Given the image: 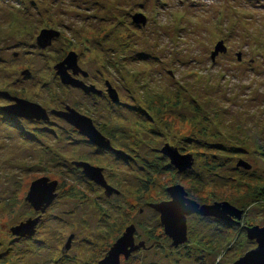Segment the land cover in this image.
I'll return each mask as SVG.
<instances>
[{
  "label": "rangeland",
  "instance_id": "obj_1",
  "mask_svg": "<svg viewBox=\"0 0 264 264\" xmlns=\"http://www.w3.org/2000/svg\"><path fill=\"white\" fill-rule=\"evenodd\" d=\"M43 32L59 36L42 48ZM73 59L68 73L92 91L62 83L57 68ZM14 99L47 119L8 114ZM70 109L112 150L54 114ZM168 148L192 167L180 172ZM42 179L57 198L37 212L27 197ZM177 182L241 222L190 216L175 248L152 205ZM263 189L264 0H0V264H99L131 227L144 247L121 264H235L258 248L247 229L264 228ZM38 218L35 236L13 235Z\"/></svg>",
  "mask_w": 264,
  "mask_h": 264
},
{
  "label": "water",
  "instance_id": "obj_2",
  "mask_svg": "<svg viewBox=\"0 0 264 264\" xmlns=\"http://www.w3.org/2000/svg\"><path fill=\"white\" fill-rule=\"evenodd\" d=\"M133 21L137 24L147 25V18L142 14H137L134 16ZM50 34L43 32L38 38V46L46 48L52 44L54 37H58L59 34ZM226 48L223 43H220L215 53H213V60L220 54L224 53ZM241 56V55H240ZM241 59V57L239 58ZM74 61V62H73ZM69 67L66 68L65 64H62L57 68L58 73L61 77L62 83L66 86H75L77 88L83 89L86 93L92 91L85 87L83 84L77 82L68 73L67 69H72L74 75H77L79 69L75 65V59L68 62ZM72 65V66H71ZM78 70V71H76ZM110 98L114 103L119 102V97L117 93L110 88L109 90ZM15 105H12L5 109L8 114H13L17 117H23L26 119H47V112L39 105L31 104L29 102L14 99ZM61 119L65 120L68 124L72 125L79 133L87 138L91 143L95 144L101 149L112 150L109 141L102 136L99 131L94 127L91 119L79 114L74 110H68L67 112L54 113ZM167 154L171 158L172 164L180 171L185 172L192 167L191 158L179 155L172 149H167ZM179 162L180 166H177ZM77 166L82 167L85 175L92 179L97 184L104 187L107 191V196L114 194V190L106 185L104 178L102 176V171L98 168H94L86 163L77 164ZM241 166L250 170L251 167L248 164L242 163ZM57 188L58 183L52 182L49 184L47 179H42L34 183L31 187L30 193L27 197V202L35 209L37 212H45L57 198ZM168 194L171 197V201L153 205L152 208L160 214L161 224L165 230L166 236L173 240V246L178 248L179 246L185 244L187 240V219L190 216L198 215L202 217H212L223 221H229L231 223H240L244 215L243 211H239L237 208L233 207L229 203H215L213 205H200L194 200L187 198V193L185 189L180 186H174L168 189ZM170 206H175L178 209L174 217L167 216L162 209H167ZM41 219L35 221H28L27 224H22L21 226L13 229V235L21 238L33 237L36 235V228L39 225ZM136 228H129L124 237H122L111 249L110 253L107 255L99 264H117V254L119 255V264H121V258L127 261L132 255L139 251L143 244L136 245L134 234ZM248 239L255 241L258 248L247 253L243 258L237 261L235 264H264V228H248L247 229Z\"/></svg>",
  "mask_w": 264,
  "mask_h": 264
},
{
  "label": "snow or ice",
  "instance_id": "obj_3",
  "mask_svg": "<svg viewBox=\"0 0 264 264\" xmlns=\"http://www.w3.org/2000/svg\"><path fill=\"white\" fill-rule=\"evenodd\" d=\"M177 166H180L179 162L177 163ZM161 211H163L167 216L169 217H174L178 211V209H176L175 206H170L167 209H162ZM117 264H119V255L117 254Z\"/></svg>",
  "mask_w": 264,
  "mask_h": 264
},
{
  "label": "flooded vegetation",
  "instance_id": "obj_4",
  "mask_svg": "<svg viewBox=\"0 0 264 264\" xmlns=\"http://www.w3.org/2000/svg\"><path fill=\"white\" fill-rule=\"evenodd\" d=\"M72 73H73V71H72ZM80 76V75H79ZM77 130V129H76ZM78 131V130H77ZM78 133H79V131H78ZM80 134V133H79ZM81 135V134H80ZM177 186V185H176ZM172 187H174L173 185H172ZM170 189V188H169ZM167 192H168V189H167ZM187 193V192H186ZM169 195V194H168ZM187 195H188V193H187ZM170 197V196H169ZM187 198H189V199H191L189 196H187ZM193 200V199H192ZM169 201H171V197H170V199H168V200H166V201H162V202H159V203H155V204H153V205H157V204H161V203H165V202H169ZM152 205V206H153ZM154 210V209H153ZM155 211V210H154ZM156 212V211H155ZM159 216H160V214L158 213V212H156ZM161 217V216H160ZM202 217V216H201ZM160 223H161V218H160ZM234 223V222H233ZM161 226H162V224H161ZM163 227V226H162ZM164 229V228H163ZM164 233H165V230H164Z\"/></svg>",
  "mask_w": 264,
  "mask_h": 264
},
{
  "label": "trees",
  "instance_id": "obj_5",
  "mask_svg": "<svg viewBox=\"0 0 264 264\" xmlns=\"http://www.w3.org/2000/svg\"><path fill=\"white\" fill-rule=\"evenodd\" d=\"M178 183V182H177ZM176 185H180L179 183L178 184H176ZM175 184L173 185V186H176ZM180 186H182V185H180ZM183 187V186H182ZM184 188V187H183ZM188 193V192H187ZM262 196H263V198H264V189L262 190ZM190 197V196H189ZM196 201V200H195ZM226 225L228 224V227L230 226V223H226L225 221H223ZM231 224H233V223H231ZM234 224H238L237 222H234Z\"/></svg>",
  "mask_w": 264,
  "mask_h": 264
},
{
  "label": "bare ground",
  "instance_id": "obj_6",
  "mask_svg": "<svg viewBox=\"0 0 264 264\" xmlns=\"http://www.w3.org/2000/svg\"><path fill=\"white\" fill-rule=\"evenodd\" d=\"M225 222H229V221H225ZM230 223V222H229Z\"/></svg>",
  "mask_w": 264,
  "mask_h": 264
}]
</instances>
